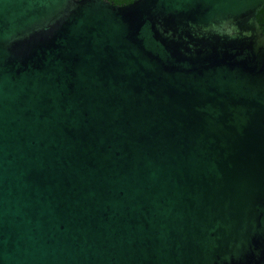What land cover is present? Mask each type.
I'll use <instances>...</instances> for the list:
<instances>
[{
    "label": "water",
    "instance_id": "1",
    "mask_svg": "<svg viewBox=\"0 0 264 264\" xmlns=\"http://www.w3.org/2000/svg\"><path fill=\"white\" fill-rule=\"evenodd\" d=\"M0 264H264V0H0Z\"/></svg>",
    "mask_w": 264,
    "mask_h": 264
},
{
    "label": "flooded vegetation",
    "instance_id": "2",
    "mask_svg": "<svg viewBox=\"0 0 264 264\" xmlns=\"http://www.w3.org/2000/svg\"><path fill=\"white\" fill-rule=\"evenodd\" d=\"M101 1L108 2L115 6H124V5L130 4L131 2L135 0H101Z\"/></svg>",
    "mask_w": 264,
    "mask_h": 264
}]
</instances>
